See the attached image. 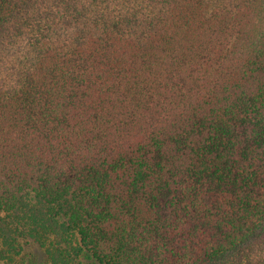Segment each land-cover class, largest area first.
Instances as JSON below:
<instances>
[{
  "label": "trees",
  "instance_id": "1",
  "mask_svg": "<svg viewBox=\"0 0 264 264\" xmlns=\"http://www.w3.org/2000/svg\"><path fill=\"white\" fill-rule=\"evenodd\" d=\"M264 264V0H0V263Z\"/></svg>",
  "mask_w": 264,
  "mask_h": 264
},
{
  "label": "rangeland",
  "instance_id": "2",
  "mask_svg": "<svg viewBox=\"0 0 264 264\" xmlns=\"http://www.w3.org/2000/svg\"><path fill=\"white\" fill-rule=\"evenodd\" d=\"M20 261H23V264H49L47 263L43 250L39 249L36 245H33L32 248L25 249L21 253V256L16 258L15 263H20Z\"/></svg>",
  "mask_w": 264,
  "mask_h": 264
}]
</instances>
